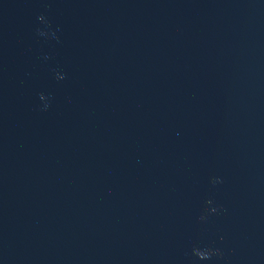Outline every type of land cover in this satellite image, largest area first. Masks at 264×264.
I'll return each instance as SVG.
<instances>
[{"label":"water","instance_id":"95a60500","mask_svg":"<svg viewBox=\"0 0 264 264\" xmlns=\"http://www.w3.org/2000/svg\"><path fill=\"white\" fill-rule=\"evenodd\" d=\"M0 264H264V0H0Z\"/></svg>","mask_w":264,"mask_h":264},{"label":"clouds","instance_id":"9594fccd","mask_svg":"<svg viewBox=\"0 0 264 264\" xmlns=\"http://www.w3.org/2000/svg\"><path fill=\"white\" fill-rule=\"evenodd\" d=\"M212 182L215 184L217 182L222 183L223 181L221 178L217 177V178H214ZM207 203L211 204L212 201L208 200ZM209 211L214 213L217 211V208L213 207L209 209ZM200 219L204 220L206 219V217L202 215ZM191 254L195 256L198 260H211L214 256L219 257L223 255L222 251L219 248H214L211 246L200 247L197 245L193 246Z\"/></svg>","mask_w":264,"mask_h":264}]
</instances>
